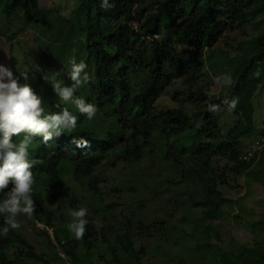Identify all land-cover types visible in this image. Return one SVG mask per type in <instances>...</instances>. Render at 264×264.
Returning a JSON list of instances; mask_svg holds the SVG:
<instances>
[{"label":"trees","instance_id":"obj_1","mask_svg":"<svg viewBox=\"0 0 264 264\" xmlns=\"http://www.w3.org/2000/svg\"><path fill=\"white\" fill-rule=\"evenodd\" d=\"M21 1L1 0L5 17L13 16L16 7L23 3ZM78 1L79 9L72 12L68 22L73 42L63 45L64 63L53 80L71 86L68 76L70 61L75 59L79 63L83 60L90 80L77 88L75 96L96 105L97 111L92 119L81 113L74 114L68 106L71 101L60 100L52 85H44V78L40 80L41 87L30 84L35 82V76L30 73L25 80L17 71V62L9 46L10 70L18 82L29 84L42 97L46 114L67 108L77 117V126L71 132L54 136L47 143L42 137H33L28 149L31 160L37 161L32 168L36 180L33 219L43 228L53 230L58 247L50 242L46 231H39L34 226L32 230L46 239L47 254L35 253L18 232L9 231V237H5L0 231V264H63L57 248L67 258V264H78L82 256L89 264L93 250L98 264H142L140 255L143 250L141 252L133 242V236L151 232L158 234V240L169 241L175 227L168 228L167 222L141 215L139 211H144L145 205L140 202L134 213L139 215L138 219L122 217V230L114 234L113 241L102 238L104 234L98 232L102 228L96 231L92 215H99L101 207L96 206L98 190L89 177L103 156L109 158L112 167L120 164L127 167L132 178L146 171V168L139 167L144 159L148 160L149 166L154 161L169 162L176 170L166 184L180 187L175 190L177 196L184 195L188 184L204 187L209 199L207 203L194 202L191 196L188 198L192 206L204 208L201 213L207 220L220 217L219 205L227 203L216 190L224 174L215 177L210 170L212 160L223 157L226 162H231L228 170L237 174L256 162L255 157L248 161L236 160L245 139L250 138L251 142L263 134L262 130L253 127L250 101L257 90H264V0H153V10L146 15L132 11L145 0H108L112 6L107 9L102 7V0ZM24 3L29 15L19 30L27 26L40 34L50 12L38 10L36 0H24ZM134 22L139 26L138 31L130 27ZM50 23L54 26V33L50 35L54 39L67 24L58 17ZM235 26L251 27L253 34L235 50L236 55L228 69L233 85L218 97L206 94L201 88H192L204 63L201 49L216 44L223 32ZM4 40L12 42L13 35ZM212 58L213 55L207 54L204 60L212 65L215 64ZM52 61L59 63L57 52ZM184 77L187 79L183 85L185 98L172 109L155 110L153 104L160 94L173 80ZM226 97L229 100L238 98V104L230 111L235 117L233 126L220 135L218 117L208 110V105L218 104L220 109L228 110L223 103ZM187 106L194 107L191 114ZM178 136L193 140L200 136L203 141L197 142L195 148H188L189 152L184 154L186 151L178 146V142L172 141ZM21 139L23 135L13 136L12 141L18 144ZM80 140L86 141V145L78 146ZM259 171L261 166L252 169L258 183L263 179ZM11 186L10 183L0 192V200L5 198L4 193ZM46 187L55 191L54 209L46 205L47 198L41 195L46 193ZM81 206L88 209L84 237L77 240L72 235L70 240L61 243L57 236L58 226H67L72 219L70 210ZM102 210L105 215L106 208ZM3 227L4 219L0 216V230ZM181 236H185L183 231ZM104 244L109 248V257L101 255ZM207 259L213 262L206 261V264H215L218 259L222 264H264V246L259 245L236 256L222 253L217 257L210 253Z\"/></svg>","mask_w":264,"mask_h":264},{"label":"rangeland","instance_id":"obj_2","mask_svg":"<svg viewBox=\"0 0 264 264\" xmlns=\"http://www.w3.org/2000/svg\"><path fill=\"white\" fill-rule=\"evenodd\" d=\"M22 1L23 3L16 7L15 14L7 18L2 13L0 0V32L3 35L0 37V65L10 69L8 54L10 46L12 56L17 62L18 73L27 72L28 75H34L35 82H30L34 87H41L43 84L40 85V80L43 78L45 79L44 85L51 86L55 83L53 78L56 71L64 63V57L61 55L64 52L63 45L73 42L72 31L68 22L72 12L79 9V1L36 0L38 10L44 13L50 12L48 17L44 19L45 29L41 28L40 34H36L38 32L30 30L27 26L19 30L24 18L29 15L26 2ZM145 1L144 4L133 7L134 14L143 12V15H146L152 12L153 0ZM56 17L67 24L60 30V35L54 39L50 36L51 33H54L53 23L50 22H53ZM130 27L132 30L138 31L139 26L134 22L130 24ZM252 30L251 27L248 29V26H235L230 31L223 32L216 44L203 47L201 53L204 63L195 81L193 80L192 88H201L206 94L213 97L220 96L227 87L216 85L215 78L229 73L228 69L231 68L230 63L236 55L237 46L253 34ZM11 35H13L12 42L4 40ZM143 42H147V40H143ZM55 52L58 53L59 63L52 61ZM207 54L213 55L211 60L215 64L209 65L204 60ZM186 80L185 77L173 80L154 102L155 110L172 109L180 103L186 96L183 91ZM250 103L253 109V127L262 130L264 126V90H257ZM68 106L74 114L79 113L74 104L69 103ZM187 111L191 114L194 107L187 106ZM216 115L219 133L223 135L233 126L235 117L229 110L225 109H220ZM258 138L251 142L250 138L245 139L241 149H238L237 162L240 160L248 161L252 157H255L256 161L241 174L229 171L228 168L232 166L231 162L228 160L226 162L223 157L217 156L210 163V170L215 177L218 178L221 173L224 174V177L219 180L220 184L216 186V190L221 199L227 201V203H220L221 215L213 220L205 219L201 213L204 208L201 205L192 206L188 198L191 196L194 202L207 203L209 199L206 198L204 187L188 184L182 197L175 194V190L180 189L179 186L174 187L166 184L174 173L173 171L176 170L169 162L154 161L152 166H149L148 160L144 159L139 167L146 168V171L132 178L127 167L121 164L112 167L109 158L103 156L100 165L93 169L89 177L94 180L98 190L95 198L96 206L97 208L101 207L98 209L99 215L96 213L92 215L94 219L92 222L96 231L102 228L98 231L104 234L102 238L109 242L110 239L113 241L114 234H119L122 230V217L130 216L133 220L138 219L139 215H134V213L137 203L140 202L145 205V210L139 211L141 215H146L155 221L167 222L168 228L170 226L175 227L173 235L168 239L169 241H160L158 234L151 232L133 236V242L140 247L141 252L143 250L140 255L142 264H206V261L213 262L211 259H207V257L210 258V253L217 257L222 253L236 256L238 253L252 250L259 245L264 246V153H260L264 145L253 146ZM174 139L178 142V146L186 151L184 154L189 152L188 148H195L197 142L203 141L200 136L195 140L184 136L175 137L172 141ZM248 142H250L248 146H245ZM29 159L31 160V157ZM254 166H261L259 173L263 179H261L262 182L259 180L260 183L252 172ZM77 193L82 194L83 192L78 191ZM84 194L87 195V193ZM41 195L47 198L46 205L54 209L55 191L46 187V193L42 192ZM102 208L107 210L105 215H103ZM0 216L4 219L3 215ZM33 216H35V212L31 218L20 214L17 220L21 227L9 231L20 233L34 248L35 253L44 252L47 254L46 239L36 234L32 227L34 226L39 231H46L50 242L57 246L53 230L43 228L33 219ZM58 227L57 236L60 242L70 240L73 234L69 232L68 227L64 224ZM182 231L184 237L181 236ZM5 237H9V235L7 234ZM105 246L106 244L102 246L104 249L102 248L101 255L109 257V248H105ZM57 251L63 260V264H67V258L61 254L58 248ZM94 253L93 250L89 264H98L94 258ZM46 257L48 256L46 255ZM78 264L88 263L82 256ZM215 264L222 263L218 259Z\"/></svg>","mask_w":264,"mask_h":264},{"label":"clouds","instance_id":"obj_3","mask_svg":"<svg viewBox=\"0 0 264 264\" xmlns=\"http://www.w3.org/2000/svg\"><path fill=\"white\" fill-rule=\"evenodd\" d=\"M111 6L108 0H102V7L107 9ZM70 63L68 76L72 81L71 86L56 82L52 85L53 90L60 100L71 101L79 113L92 119L97 111L96 105L75 96L77 88L90 80L86 72L87 65L83 60L77 63L75 59ZM21 76L25 80L28 79L27 72H22ZM233 83L230 74L215 78V84L222 87H231ZM223 103L229 111H233L237 107L238 98L229 100L226 97ZM43 104L42 97L29 84H20L9 68L0 65V192L8 188L10 183L12 185L10 190L4 193L5 198L0 200V215L4 216L5 223V227L0 231L4 236H7L10 229L21 227L17 220L20 214L31 218L36 211V202L33 199L36 180L32 168L37 161L29 159L28 151L32 138L39 136L47 143L54 136L71 132L77 126V117L67 108L58 113L46 114ZM208 110L217 113L220 111V105L209 104ZM21 135L23 139L14 144L13 136ZM86 143L84 140L77 142L78 146H85ZM87 214L88 209L83 206L69 212L72 219L67 227L77 240L85 235Z\"/></svg>","mask_w":264,"mask_h":264},{"label":"built area","instance_id":"obj_4","mask_svg":"<svg viewBox=\"0 0 264 264\" xmlns=\"http://www.w3.org/2000/svg\"><path fill=\"white\" fill-rule=\"evenodd\" d=\"M263 134H261L260 136H258V140L254 142L253 146H263L264 145V126H263Z\"/></svg>","mask_w":264,"mask_h":264}]
</instances>
